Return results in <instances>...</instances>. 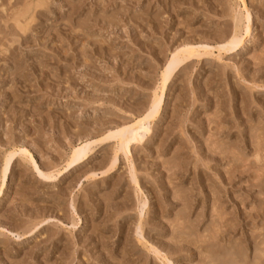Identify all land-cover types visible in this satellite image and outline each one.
Masks as SVG:
<instances>
[{"label": "rangeland", "instance_id": "rangeland-1", "mask_svg": "<svg viewBox=\"0 0 264 264\" xmlns=\"http://www.w3.org/2000/svg\"><path fill=\"white\" fill-rule=\"evenodd\" d=\"M0 264H264V0H0Z\"/></svg>", "mask_w": 264, "mask_h": 264}, {"label": "bare ground", "instance_id": "bare-ground-1", "mask_svg": "<svg viewBox=\"0 0 264 264\" xmlns=\"http://www.w3.org/2000/svg\"><path fill=\"white\" fill-rule=\"evenodd\" d=\"M233 43V38L231 39V40H229V42H228V44H232ZM188 52V51H187ZM191 54V53H190ZM189 54V55H190ZM193 54V53H192ZM191 54V55H192ZM188 56V53H187V55L186 54H182V55H180V56H173L172 58H171V60H170V67L168 68L167 67V71H166V74L163 76V78H162V81H161V85H160V88H161V90L163 89V87H164V85H165V83H166V81L168 80V76L171 74V72L176 68V67H178L185 59H186V57ZM188 58V57H187ZM169 65V64H168ZM165 73V72H164ZM163 73V74H164ZM162 74V75H163ZM156 99V98H155ZM158 100V99H157ZM155 101V100H154ZM159 101V100H158ZM160 103V102H159ZM158 106V103H157V101H155V102H153L152 103V105H151V107H150V110H149V112H148V115L145 117L146 118V120H148L149 118L148 117H150V119H151V117H152V114L154 115V110H156L155 108ZM144 118V119H145ZM148 118V119H147ZM141 119H143V118H141ZM143 121H145V120H140V121H138L137 123H135L133 126V128H134V130H131V128H130V130L132 131L131 133H129L128 135H126V136H123V137H121L122 138V142H123V145H124V147L125 148H127L128 147V144L131 142V141H135V139H136V134H137V132H138V130L140 129V128H142L141 126H143L142 124H143ZM145 123V122H144ZM142 131V130H141ZM147 132V131H146ZM141 137V136H140ZM121 138H120V140H121ZM137 143V142H136ZM122 149V148H121ZM86 154H87V151H86V149H79V150H76V151H74L73 152V155L72 156H75L76 157V159L77 160H80L81 158H83V157H85L86 156ZM8 165H9V159L7 158V159H5V164H4V169H3V171H2V174H3V177H5V174H6V171H7V169H8Z\"/></svg>", "mask_w": 264, "mask_h": 264}]
</instances>
